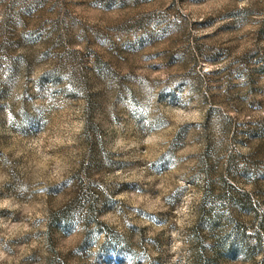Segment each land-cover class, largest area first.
<instances>
[{
    "label": "rangeland",
    "instance_id": "obj_1",
    "mask_svg": "<svg viewBox=\"0 0 264 264\" xmlns=\"http://www.w3.org/2000/svg\"><path fill=\"white\" fill-rule=\"evenodd\" d=\"M0 264H264V0H0Z\"/></svg>",
    "mask_w": 264,
    "mask_h": 264
}]
</instances>
